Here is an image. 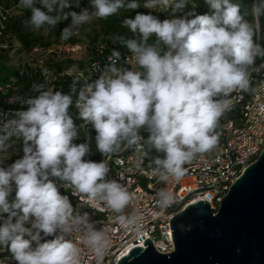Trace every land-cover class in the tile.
Segmentation results:
<instances>
[{
    "label": "clouds",
    "instance_id": "obj_1",
    "mask_svg": "<svg viewBox=\"0 0 264 264\" xmlns=\"http://www.w3.org/2000/svg\"><path fill=\"white\" fill-rule=\"evenodd\" d=\"M90 3L91 12L71 10L70 0H19L18 6L30 10L24 25L34 31L70 19L61 31L62 40L93 18L107 19L122 9L163 8L175 13L188 4L195 7V0ZM205 3L211 14L188 13L161 21L151 12H137L134 18L122 20L133 35L113 39L132 54L136 67H118L121 54L114 49L106 72L80 90L75 104L76 118L96 132L103 161L86 159L91 153L89 142H74L80 129L69 111L72 95L45 90L43 85H34L38 95L26 101L12 129L0 131V151L13 136L23 141V156L0 166V249L8 251L15 264H83L81 243L100 264L111 244L108 235L59 189L70 190L88 205L106 207L119 223L135 227L137 216L125 212L135 194L108 179V159L128 149L147 156L155 148L164 153L163 158L150 161L155 178L161 184L178 180L186 164L217 146V129L232 110L233 93L258 91L252 87V71L256 60L264 59L256 27L264 16V0H255L250 8L232 0ZM141 130L149 133L147 138ZM142 163L138 160L137 167ZM156 195L160 208L170 207L175 200L167 188ZM74 232L81 233L80 243ZM44 237L54 238L41 242Z\"/></svg>",
    "mask_w": 264,
    "mask_h": 264
},
{
    "label": "bare ground",
    "instance_id": "obj_2",
    "mask_svg": "<svg viewBox=\"0 0 264 264\" xmlns=\"http://www.w3.org/2000/svg\"><path fill=\"white\" fill-rule=\"evenodd\" d=\"M254 2L255 0H253ZM4 14L5 12L0 6V28H3L2 22H4H1V20L6 19ZM256 27L259 35L258 43L264 46V16H261ZM128 58L126 60L129 61ZM252 87L257 88L258 91L256 93L239 91L233 93L234 104L232 110L221 118L217 129L219 133L217 146L209 152L198 154L190 163L186 164L183 177L178 180L170 178L167 182L188 183L200 180V187H203V189L224 190V194H218L220 203L215 211L219 208L221 200L228 194L234 180L264 150V59L258 58L256 60L255 68L252 71ZM144 133H147V131L141 130L143 137ZM235 142L238 143L235 145ZM22 156L23 153L2 166L7 167ZM104 159L105 157L102 156V161ZM138 160H143L140 167H137ZM107 162L110 168L108 179H114L128 188L130 187V190H137L139 187L141 196H149L150 188L165 185L159 183L155 178L150 161L142 152L138 153L132 149L124 150L117 156L109 158ZM135 176L137 178H134ZM59 190L62 195L69 196L74 207L80 206V211L88 212L91 220L96 222L97 229L103 228L108 235L111 244L100 264H108L114 255L120 254L121 250H128L129 252L133 248H129L130 245H139L140 239H142V231L144 236L149 239H157L159 235H164V227L152 228V226H159L167 222V210L159 209L157 204L156 194L159 190H151V198L145 208V214L136 215L138 224L131 228L119 223L116 214L110 209L101 205H88L82 198L72 196L71 191L65 190L63 187ZM186 193L187 186H180L175 191V200H182ZM12 196L14 197V192ZM184 209L179 208V212ZM125 212L134 214L130 213L132 212V206L126 209ZM122 230H124V233L119 234ZM53 238L44 237L41 242ZM73 238L80 243L82 240L81 233L74 232ZM80 246L82 252L91 253V250L87 249L82 243ZM172 251L166 250L165 254ZM2 261H4V264H15L11 257H4ZM85 264H97L93 253L89 260H85Z\"/></svg>",
    "mask_w": 264,
    "mask_h": 264
},
{
    "label": "water",
    "instance_id": "obj_3",
    "mask_svg": "<svg viewBox=\"0 0 264 264\" xmlns=\"http://www.w3.org/2000/svg\"><path fill=\"white\" fill-rule=\"evenodd\" d=\"M174 250L158 253L149 238L118 264H264V150L245 167L215 211L189 204L170 220Z\"/></svg>",
    "mask_w": 264,
    "mask_h": 264
},
{
    "label": "rangeland",
    "instance_id": "obj_4",
    "mask_svg": "<svg viewBox=\"0 0 264 264\" xmlns=\"http://www.w3.org/2000/svg\"><path fill=\"white\" fill-rule=\"evenodd\" d=\"M70 2L73 5V8L71 9L73 11L79 12L81 8H87L83 7L79 3V0H70ZM18 5L19 0H16V3H12L4 14L6 19L1 20V22H4H2L3 28H0V32L3 29L5 30L0 33V61L24 75L26 81L30 84V87L18 88L15 92L10 94L9 97L5 98V103L17 108L3 110L0 107V131H3L4 129L11 130L18 118V113L25 110L27 107L26 101L29 98L38 95L34 90V85H43L45 90H54L55 86L53 85V82L55 78L58 77V75L66 73L70 75L74 81H80L84 88L90 83L86 75L91 78L92 82L99 75L106 72V67L108 65V63H106L102 68L100 67L98 69L97 67H99V65L91 62L89 51L87 50L89 41L92 37L91 22L74 29V35L79 40V43L76 45H53L47 50L42 49L40 45L34 47L24 46L14 35L11 30V25L13 21L16 20L24 25L27 16L30 17L31 12ZM88 9L90 12L93 11L90 8ZM151 11L158 13L161 21L164 19L179 18V12L173 13L171 9L158 8ZM70 23L71 21L68 19L63 20L59 24L63 25L65 28L69 26ZM57 26L58 25L52 28L58 29ZM24 29L29 32L32 37L46 35L52 31L50 27H47V30L40 29L39 31H34L30 28H26L25 25ZM53 37H55L54 33L51 34L50 38L53 39ZM51 59L53 60L52 63ZM54 63L60 66L55 67L53 66ZM135 67V62H132L130 68ZM60 69H64V72L59 73ZM22 144V140L13 136L8 141L6 148L3 151H0V162L8 163L21 155L23 152H19V147Z\"/></svg>",
    "mask_w": 264,
    "mask_h": 264
},
{
    "label": "trees",
    "instance_id": "obj_5",
    "mask_svg": "<svg viewBox=\"0 0 264 264\" xmlns=\"http://www.w3.org/2000/svg\"><path fill=\"white\" fill-rule=\"evenodd\" d=\"M232 2H239L246 8H250L253 4V0H232ZM12 3H16V0H0V6L5 13ZM79 3L83 7H87L93 10L91 8L90 0H79ZM140 3L141 5H143L144 0H140ZM212 11L213 10L210 9V7L205 3V0H195L194 8L192 4H188L183 11L178 13V16L184 17L188 13H194L195 15L211 14ZM137 12H141L144 14H148L149 12H151L152 15L159 18V14L155 11L140 7L132 11H126L122 9L117 15L108 17L107 19L94 18L91 21L92 37L89 41L87 50L89 51L92 63L98 64L102 68L103 65L109 63L108 58L111 56L113 50L115 49L121 54V59L119 60L117 66H121L124 68H130L132 66V62H135L133 61L134 57L132 56V54L124 46H122L118 40L114 41L113 38L120 35H123L125 37H131L133 35L126 27L122 26V20L125 18H134ZM187 18L191 19L193 18V16L188 15ZM28 19L29 16H27V20ZM249 19H251V16H249ZM50 28L52 30L50 33L32 37L31 34L24 29V25L20 21H13L11 25V30L13 31L14 35L24 46L34 47L40 45L42 49L47 50L53 45L69 44L70 46H73L79 43V40L74 35V29L73 35L69 39L62 40L61 31L64 28L63 25L58 24V29H54L52 27ZM43 29L44 28H42L41 30ZM3 30H1V33L3 32ZM53 33L55 37L51 39L50 36ZM127 58L129 59V61L126 60ZM52 62L53 60L51 59V63ZM53 66L57 67L60 65L54 63ZM61 72H64V69H60L59 73ZM86 77L91 82V78L88 75H86ZM53 85L55 86L54 90L63 91L72 95L73 97V106L70 107L69 111L73 115V118L78 128L80 129L79 138L74 142L77 144L89 142L91 153L86 157V159H90L95 162H101L103 155L96 148L95 130L91 127V125L87 126L86 128L83 127V121L76 118L77 109L75 107V104L78 99L79 92L83 88L82 83L80 81H74L70 75L64 73L62 75H58V77L55 78ZM29 87L30 84L26 81V77L24 75L0 61V107L3 110L17 108L5 103V98L9 97V95L15 92L18 88ZM148 135V132L144 133L145 138H147ZM19 152H23V144L19 147ZM157 156L163 158L164 153L158 152L155 148H152L148 152L147 159L151 161ZM5 163H3L2 165H4Z\"/></svg>",
    "mask_w": 264,
    "mask_h": 264
},
{
    "label": "built area",
    "instance_id": "obj_6",
    "mask_svg": "<svg viewBox=\"0 0 264 264\" xmlns=\"http://www.w3.org/2000/svg\"><path fill=\"white\" fill-rule=\"evenodd\" d=\"M132 61V57H131ZM98 69L100 68L97 67ZM238 142H235V145ZM134 178H137L136 176ZM236 180H234L235 182ZM180 186H187V193L185 197L182 200H174L173 204L168 208H160L159 209H166L167 210V222L164 224H161L159 226H152V228L157 227H164V235H159L157 239H149L154 249L161 254H165L166 250H174V241L170 226V219L176 215L177 212H179V208H185L191 203L197 202V201H203L207 202L212 209H216L217 205H219L220 201H218V194H224V190L221 191H214V189H203V187H200V180L188 182V183H179L178 181H171L170 183H167L165 185L159 186L158 188H150V195L149 196H141L139 194V187L137 190H130L133 191L135 194V199L132 205V212L135 215H144L145 214V208L147 204L150 202L151 198V190H160L161 188H167L169 192H171L175 197V191L176 189H179ZM68 193L70 191H67ZM124 233V230L120 231L119 234ZM147 239L144 236V233L142 231V239H140L139 245H130L129 248L132 247H141L143 249L146 248V245L144 246V241ZM91 253H84L83 252V264H85V260H89V257L91 256ZM128 254V250H121L120 254L114 255L108 264H118L119 259ZM4 257H10V253L6 250L0 249V260Z\"/></svg>",
    "mask_w": 264,
    "mask_h": 264
}]
</instances>
